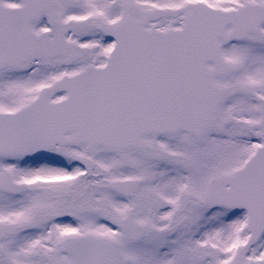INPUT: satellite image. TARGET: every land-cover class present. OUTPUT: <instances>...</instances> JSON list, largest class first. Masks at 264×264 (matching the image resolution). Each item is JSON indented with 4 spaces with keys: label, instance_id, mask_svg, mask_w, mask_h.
Segmentation results:
<instances>
[{
    "label": "snow or ice",
    "instance_id": "6c2138e0",
    "mask_svg": "<svg viewBox=\"0 0 264 264\" xmlns=\"http://www.w3.org/2000/svg\"><path fill=\"white\" fill-rule=\"evenodd\" d=\"M0 264H264V0H0Z\"/></svg>",
    "mask_w": 264,
    "mask_h": 264
}]
</instances>
